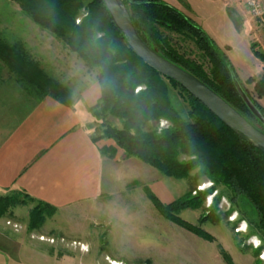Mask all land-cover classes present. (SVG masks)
Masks as SVG:
<instances>
[{"label": "trees", "instance_id": "16d2710c", "mask_svg": "<svg viewBox=\"0 0 264 264\" xmlns=\"http://www.w3.org/2000/svg\"><path fill=\"white\" fill-rule=\"evenodd\" d=\"M8 1L17 4L41 30L62 41L87 66L98 69L101 98L90 112L97 120L110 117L120 127H104L103 135L94 140L95 143L113 140L127 158L138 159L167 178L185 180L197 171L198 177L223 186L236 197H245L255 208L258 228L264 234V154L227 128L178 83L162 76L136 56L113 23L102 0ZM123 2L139 36L152 50L198 78L255 127L258 124L264 133V125L251 113L235 87L233 76L244 89L233 66L203 29L178 9L160 0ZM83 10L87 16L77 24ZM175 36L190 39L202 54L201 61L184 53ZM256 55L264 61V56L258 52ZM31 66L34 69V65ZM37 72V76L31 74L28 79L40 95H52L67 102V90L40 70ZM170 87L181 89L189 97L191 122L183 119L172 106ZM255 90L259 99H263V79L256 83ZM244 91L248 95V91ZM252 101L264 117V108ZM162 120L170 126L163 130L145 131L149 124ZM101 153L113 158L116 148H103ZM147 192L165 220L204 241L213 242L209 234L178 216L183 210L199 208L211 191L197 198L189 195L169 205ZM28 204L35 205L29 216L30 231L41 229L57 211L24 193H15L0 199V218L10 215L14 208ZM208 221L217 223L212 215L201 219L200 224Z\"/></svg>", "mask_w": 264, "mask_h": 264}, {"label": "crops", "instance_id": "0c3cea01", "mask_svg": "<svg viewBox=\"0 0 264 264\" xmlns=\"http://www.w3.org/2000/svg\"><path fill=\"white\" fill-rule=\"evenodd\" d=\"M160 1L192 19L214 41L225 35L228 29L225 7L230 9L234 13L232 22L246 34L252 55L255 23L238 1ZM214 2L221 3V14L210 8ZM22 18L18 6L15 8L9 1L0 0V197L24 193L54 207L56 215L50 220L55 225L56 217L76 218L79 213L97 210L103 197L117 193L119 179L128 181L135 176L134 169H140L143 174L144 168L131 160L135 158L121 163L125 154L115 141L94 142L102 123L90 112L101 98L97 70L31 21L23 27ZM262 37L261 34V43ZM217 45L225 50V46ZM252 57L248 75L243 78L231 62L242 81L260 74L263 69ZM38 70L67 90V102L52 95H40L28 79L31 74L37 76ZM261 104L264 107V100ZM110 147L116 148L113 158L101 153L103 148ZM45 227L40 232L46 235H54L58 228L56 225ZM0 228L1 264H87L88 260L97 264L100 261L101 256L93 253L82 255L81 262L73 257L57 259L51 246L40 242L36 233L29 238V233H16L5 222L0 223ZM105 261L115 262L108 256Z\"/></svg>", "mask_w": 264, "mask_h": 264}, {"label": "rangeland", "instance_id": "374dc122", "mask_svg": "<svg viewBox=\"0 0 264 264\" xmlns=\"http://www.w3.org/2000/svg\"><path fill=\"white\" fill-rule=\"evenodd\" d=\"M235 1H238V4L247 11V0ZM11 4L15 8L18 6ZM209 6L221 14V3L214 2ZM19 9L21 10L20 7ZM21 12L23 13L22 10ZM86 16L87 13L83 10L77 24H80ZM233 17L234 13L225 7V22L228 29H225V35L216 37V42L211 39L221 55L227 58L229 55L228 60L231 59L230 63L235 65L241 78L248 75L250 63L253 61L252 56L260 62L263 67L260 74L244 81L236 74L244 89L248 91L251 100L263 107L261 101L264 98L259 99L255 90L256 83L264 80V61L256 55L258 52L264 56V37H262V43L260 41L263 30L251 17L255 23L251 37V55L248 38L243 30L237 29L236 23L232 22ZM20 20L23 21V27H27L30 21L24 13ZM10 24L13 25L14 22L10 21ZM175 38L179 40L184 53L192 59L201 61L202 54L190 39L179 36ZM55 40L59 44H64L58 39ZM216 43L222 47L225 46V50H221ZM93 69L99 72L98 69ZM250 80L254 82L250 83ZM169 99L178 114L187 122H191L189 97L181 89L170 87ZM99 121L102 123L96 139L103 135L104 127H120V124L110 117ZM169 126L167 121L162 120L159 123L149 124L145 131L163 130ZM256 127H259L258 124ZM127 159L130 158L125 156L121 163H126ZM131 160L141 164L144 168L143 174L140 169H134L133 178L128 181L119 179L117 193L111 197H103L101 206L93 212L79 213L76 218L73 216L56 217L54 222L58 228L55 229L54 235H46L40 231L45 225H47L45 228L55 227L50 219L56 214L48 218L41 229L29 230V216L35 207L34 204L14 208L10 211V215L0 218V223L5 222V225L16 233H29V238L36 233L34 235L38 236L40 242L51 246L52 253L57 259L73 257L77 260L79 258L81 262L82 255L93 253V255L101 256L97 264H107L105 256H108L110 260H115L112 263L107 261L109 264H264V234L258 228L255 208L245 197H236L223 186H217L204 177H198L197 171L193 172L188 179L175 180L164 177L138 159ZM147 190L149 195L155 196L165 205L189 195L197 198L200 194L211 191L199 208L183 210L178 216L209 234L213 242L204 241L165 220L155 208ZM11 195L13 194L1 196L0 199ZM212 215L217 220L216 224L210 221L200 224L201 219ZM123 223L125 225H120ZM0 232H2L1 228ZM85 263L93 264L94 262L88 260Z\"/></svg>", "mask_w": 264, "mask_h": 264}, {"label": "water", "instance_id": "95a60500", "mask_svg": "<svg viewBox=\"0 0 264 264\" xmlns=\"http://www.w3.org/2000/svg\"><path fill=\"white\" fill-rule=\"evenodd\" d=\"M113 23L123 34L130 49L146 65L162 76L178 83L192 97L203 104L216 118L235 134L255 146L264 154V133L250 123L237 110L223 100L215 91L198 78L174 65L152 50L139 36L131 15L123 0H102ZM235 87L255 118L264 125V117L246 94L241 84L233 76Z\"/></svg>", "mask_w": 264, "mask_h": 264}, {"label": "built area", "instance_id": "2783aa9c", "mask_svg": "<svg viewBox=\"0 0 264 264\" xmlns=\"http://www.w3.org/2000/svg\"><path fill=\"white\" fill-rule=\"evenodd\" d=\"M246 9L250 16L262 28L264 37V0H247Z\"/></svg>", "mask_w": 264, "mask_h": 264}]
</instances>
